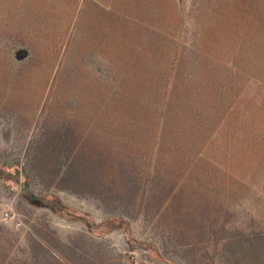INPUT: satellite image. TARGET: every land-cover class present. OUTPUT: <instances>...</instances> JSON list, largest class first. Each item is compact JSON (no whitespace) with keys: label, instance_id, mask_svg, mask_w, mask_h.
Listing matches in <instances>:
<instances>
[{"label":"rangeland","instance_id":"374dc122","mask_svg":"<svg viewBox=\"0 0 264 264\" xmlns=\"http://www.w3.org/2000/svg\"><path fill=\"white\" fill-rule=\"evenodd\" d=\"M166 262L264 264V0H0V264Z\"/></svg>","mask_w":264,"mask_h":264},{"label":"trees","instance_id":"16d2710c","mask_svg":"<svg viewBox=\"0 0 264 264\" xmlns=\"http://www.w3.org/2000/svg\"><path fill=\"white\" fill-rule=\"evenodd\" d=\"M24 195L30 205L42 209H48L55 213L57 216H63L65 212L68 211V217H71L73 220H77L86 225V227L89 228L90 232L101 230V236H105L114 231L121 230L125 233L128 243L136 245L140 249L150 252L156 259H159L161 262L164 261L163 258L159 256L156 248L153 245H148L145 242L134 240L131 236V228L129 222L120 217H111L95 226V224H92V222L88 219V215L73 216L72 213L74 212H71V210L63 205L56 197L51 196L44 197L43 199H38L36 196L30 195L27 189H25ZM166 263L169 264L168 262Z\"/></svg>","mask_w":264,"mask_h":264},{"label":"water","instance_id":"95a60500","mask_svg":"<svg viewBox=\"0 0 264 264\" xmlns=\"http://www.w3.org/2000/svg\"><path fill=\"white\" fill-rule=\"evenodd\" d=\"M27 57V53H25V52H23V51H20V52H18V54H17V59L18 60H24L25 58Z\"/></svg>","mask_w":264,"mask_h":264}]
</instances>
